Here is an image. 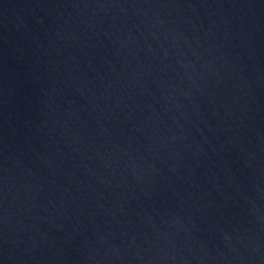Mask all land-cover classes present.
<instances>
[{"label":"water","instance_id":"water-1","mask_svg":"<svg viewBox=\"0 0 264 264\" xmlns=\"http://www.w3.org/2000/svg\"><path fill=\"white\" fill-rule=\"evenodd\" d=\"M0 264H264V0H0Z\"/></svg>","mask_w":264,"mask_h":264}]
</instances>
